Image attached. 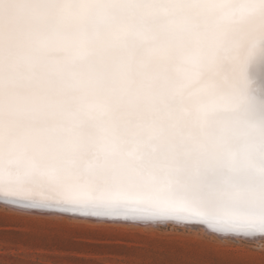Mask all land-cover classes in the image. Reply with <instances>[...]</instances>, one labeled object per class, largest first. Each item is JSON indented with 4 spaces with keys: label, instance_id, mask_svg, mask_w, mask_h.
Returning a JSON list of instances; mask_svg holds the SVG:
<instances>
[{
    "label": "snow or ice",
    "instance_id": "1",
    "mask_svg": "<svg viewBox=\"0 0 264 264\" xmlns=\"http://www.w3.org/2000/svg\"><path fill=\"white\" fill-rule=\"evenodd\" d=\"M0 196L264 234V0H0Z\"/></svg>",
    "mask_w": 264,
    "mask_h": 264
},
{
    "label": "rangeland",
    "instance_id": "2",
    "mask_svg": "<svg viewBox=\"0 0 264 264\" xmlns=\"http://www.w3.org/2000/svg\"><path fill=\"white\" fill-rule=\"evenodd\" d=\"M0 264H264V237H224L201 226L45 214L0 204Z\"/></svg>",
    "mask_w": 264,
    "mask_h": 264
},
{
    "label": "bare ground",
    "instance_id": "3",
    "mask_svg": "<svg viewBox=\"0 0 264 264\" xmlns=\"http://www.w3.org/2000/svg\"><path fill=\"white\" fill-rule=\"evenodd\" d=\"M0 204L1 205H6V206H9V207H13V208H15V209H19V210H22V211H28L27 209H24L23 207H21V205H19V204H16V203H13V202H11V201H9V200H6L5 198H3L2 196H0ZM2 202H4V203H2ZM40 210H35V211H30V212H36V213H45V214H64V213H66V212H62V211H51L50 209H52V208H39ZM42 209H48V210H42ZM67 214V213H66ZM68 214H72V215H75L76 217L77 216H80V215H78V214H75V213H68ZM84 218H86V217H84ZM88 218V217H87ZM90 218V217H89ZM92 218H94V219H106V220H111V221H123V222H136V223H169V222H172V223H175V224H184V225H188V226H201V227H203L205 230H207V231H210V232H214V231H212V230H210V229H208L207 228V226L206 225H204V224H202V223H198V222H194V223H192V221H188V222H190V223H184L185 221H179V222H177V221H133V220H123V219H111V218H109V219H107V218H98V217H92ZM216 233V232H215ZM218 235H220V236H229V237H238V236H242V237H246V238H248V239H256V240H259V239H261L262 237H264L263 235L264 234H253V235H237V234H220V233H217Z\"/></svg>",
    "mask_w": 264,
    "mask_h": 264
},
{
    "label": "water",
    "instance_id": "4",
    "mask_svg": "<svg viewBox=\"0 0 264 264\" xmlns=\"http://www.w3.org/2000/svg\"><path fill=\"white\" fill-rule=\"evenodd\" d=\"M1 200V199H0ZM1 203V202H0ZM2 203H4V202H2ZM21 207H23V206H21ZM24 209H27L28 211H35V210H40L39 208H30V207H23ZM42 210H48V209H42ZM51 211H60L59 209H56V208H52V209H50ZM107 219H109V218H107ZM111 219H118V218H111ZM194 222H197V221H192V223H194ZM184 223H190V222H188V221H185ZM199 223V222H198ZM259 235V234H258Z\"/></svg>",
    "mask_w": 264,
    "mask_h": 264
}]
</instances>
